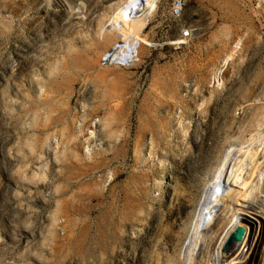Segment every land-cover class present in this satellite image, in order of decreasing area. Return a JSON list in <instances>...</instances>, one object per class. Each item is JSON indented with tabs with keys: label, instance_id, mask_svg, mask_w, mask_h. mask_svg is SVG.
<instances>
[{
	"label": "rangeland",
	"instance_id": "374dc122",
	"mask_svg": "<svg viewBox=\"0 0 264 264\" xmlns=\"http://www.w3.org/2000/svg\"><path fill=\"white\" fill-rule=\"evenodd\" d=\"M121 1L0 0V264H181L185 190L264 143V0H151L128 36Z\"/></svg>",
	"mask_w": 264,
	"mask_h": 264
},
{
	"label": "bare ground",
	"instance_id": "6f19581e",
	"mask_svg": "<svg viewBox=\"0 0 264 264\" xmlns=\"http://www.w3.org/2000/svg\"><path fill=\"white\" fill-rule=\"evenodd\" d=\"M150 5L151 0H122L112 10L107 26L123 36L131 35L147 20ZM221 71L220 66L212 74L217 82ZM255 98L260 99L256 95L250 100ZM248 107L247 118L252 123L257 120L258 106ZM235 141L229 155L210 170L211 175L201 186L185 190L186 200L180 202V209L190 217L179 249L181 264H189L194 252L196 256L204 254V259L199 258L204 264H243L244 256L248 253V258H254L260 247L264 233V143L251 136H237ZM239 227L241 236L232 238Z\"/></svg>",
	"mask_w": 264,
	"mask_h": 264
},
{
	"label": "built area",
	"instance_id": "2783aa9c",
	"mask_svg": "<svg viewBox=\"0 0 264 264\" xmlns=\"http://www.w3.org/2000/svg\"><path fill=\"white\" fill-rule=\"evenodd\" d=\"M184 6V0H172L171 1V5H170V9H169V14L172 18H178L181 16V12ZM192 31L193 29L189 28V27H184L181 31H180V36L183 39H188L191 37L192 35ZM185 33H187V35H185Z\"/></svg>",
	"mask_w": 264,
	"mask_h": 264
},
{
	"label": "water",
	"instance_id": "95a60500",
	"mask_svg": "<svg viewBox=\"0 0 264 264\" xmlns=\"http://www.w3.org/2000/svg\"><path fill=\"white\" fill-rule=\"evenodd\" d=\"M241 234H242V228L239 227V228L236 229V231H235V233L233 234L232 238H234V237H235V238H236V237L238 238V237L241 236Z\"/></svg>",
	"mask_w": 264,
	"mask_h": 264
},
{
	"label": "snow or ice",
	"instance_id": "6c2138e0",
	"mask_svg": "<svg viewBox=\"0 0 264 264\" xmlns=\"http://www.w3.org/2000/svg\"><path fill=\"white\" fill-rule=\"evenodd\" d=\"M185 35H187V33H185Z\"/></svg>",
	"mask_w": 264,
	"mask_h": 264
}]
</instances>
